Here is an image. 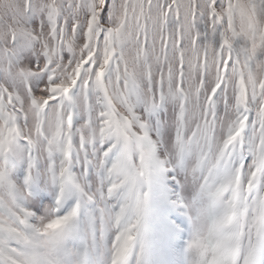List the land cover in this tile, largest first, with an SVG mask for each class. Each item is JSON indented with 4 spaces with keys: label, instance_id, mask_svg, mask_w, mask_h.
I'll list each match as a JSON object with an SVG mask.
<instances>
[{
    "label": "snow or ice",
    "instance_id": "6c2138e0",
    "mask_svg": "<svg viewBox=\"0 0 264 264\" xmlns=\"http://www.w3.org/2000/svg\"><path fill=\"white\" fill-rule=\"evenodd\" d=\"M0 264H264V0H0Z\"/></svg>",
    "mask_w": 264,
    "mask_h": 264
}]
</instances>
